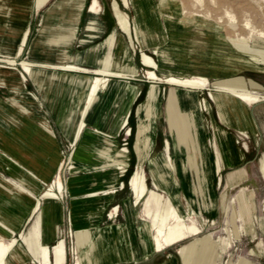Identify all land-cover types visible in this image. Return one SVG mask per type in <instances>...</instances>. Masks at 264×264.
Returning a JSON list of instances; mask_svg holds the SVG:
<instances>
[{
	"label": "rangeland",
	"instance_id": "374dc122",
	"mask_svg": "<svg viewBox=\"0 0 264 264\" xmlns=\"http://www.w3.org/2000/svg\"><path fill=\"white\" fill-rule=\"evenodd\" d=\"M12 1L14 2V0H0V40L3 42L6 40L2 37H6L17 22L18 15L8 7ZM26 1L30 7L32 0ZM57 1L46 0L39 7L34 8L28 46L37 33L36 30L40 26L43 15ZM92 1L82 0V7L85 4L86 6L82 12L81 30L90 19H96L105 30L100 37L94 39V42L93 38L85 34L95 32L82 31L78 36L75 49H83L87 45L106 40L115 28V31L123 35L122 37L130 46L129 51L133 55L138 75L131 76L136 79H128V84L138 86L139 93L136 94V100L131 106L127 124L118 136L121 147L116 149L113 146L108 149L113 144H105L104 153V150L92 142L94 144H91V148L81 151L79 154L83 155L77 158L75 157L76 147L70 153L73 149L71 146L66 150L57 177L65 186L73 173L86 172L96 167L116 166L117 169L119 162L125 161L128 167L124 181L127 184L131 182L139 163L135 153V143L140 127L139 107L147 103L150 85H160L163 88V96L158 105L155 131L152 135L154 146L141 173V180L148 191L142 200L138 196L135 198L138 202L135 205L136 213H142L146 219L152 221L147 213L153 201L163 197L164 202L160 205L162 211L166 212L171 207L182 215L188 226L196 227L199 233H187L186 238L159 253L156 263H165L177 254L179 247L185 246L188 264H203L205 259L209 264H264V176L261 171V159L264 156V0H99L102 10L96 15L90 10ZM112 3L113 8L114 4L120 7L129 23L132 30V42L118 27ZM78 4L80 5V2ZM47 18L50 16L45 18L46 22H48ZM44 26L48 25L42 26V32H48ZM69 26L72 27V24ZM23 33H27L28 36V26L25 28L24 25ZM83 38L85 41L82 40ZM1 41L0 43H3ZM7 46L6 49L0 47V50L12 53L10 42ZM28 46L24 55L27 54ZM21 50L22 48H17L16 54L19 55ZM144 55L154 59L156 64L146 65L143 61ZM8 58L11 57L4 59ZM0 64L12 66L3 62ZM12 67L20 70L16 64ZM148 69L154 70L159 79L146 80L144 75ZM0 70L15 71L9 67H0ZM171 77L179 80L197 79L202 82V85L191 87L181 82L170 81ZM234 78L241 79L247 87L246 90L252 94L262 96V101L248 104L246 107L250 124L244 121L242 100L223 87L222 83ZM117 79H121V84H124V79ZM5 81V84L0 82V98H8L7 100L16 111L17 109L29 110L30 107L26 102L18 98L23 93L17 96L14 89L10 88V81L8 79ZM224 97L226 100L222 99ZM219 102L223 103L224 111L221 110ZM30 106L35 108L34 104ZM248 125L250 126L247 128ZM215 127L224 131L229 137L237 139V146L245 154L243 162L217 170V158L221 153L222 144ZM127 128L130 129V134H127ZM165 139L170 141L169 143L166 140L168 150L164 145ZM163 146L164 153L161 157L165 160V166L163 165L161 171L167 177L168 184L162 181L158 189L152 171L155 168L153 163L159 160ZM172 162L176 166L175 169ZM88 163L94 165L87 166ZM241 167L246 169V176L237 175L239 181L226 187L227 174ZM0 175L8 181H15L4 167H0ZM115 183V179L111 181L109 177L100 191L112 198ZM123 185L122 181L118 182V186ZM46 186L47 191L49 186L48 184ZM5 187V184H0V228L3 230L4 226L7 227L4 229L7 233L15 229V226L18 228L13 234L15 238L3 240L8 243L17 239L13 252L18 253L21 260L24 258L27 263H30L26 250L29 252L31 250L25 239L26 235L29 236L34 232V224L43 211L39 208L27 220L30 210L26 212L24 209L27 208L18 203V195L16 196L13 192L8 193V190L5 192ZM251 190L254 196L253 206L249 212L246 200ZM54 191L57 192V190ZM125 192L127 197L133 199L129 187ZM64 194L67 196L68 192ZM94 194L96 195L97 192L94 191ZM43 199L44 197H41V200ZM37 201L39 200L34 197L33 205L30 206L31 213ZM30 204L31 201L28 200V205ZM105 205H101L98 214L102 213ZM128 208L130 210L129 203ZM115 211H118L117 206ZM113 214L112 211L111 215ZM43 216L44 224L47 225L51 215ZM2 230L0 235L6 236ZM77 231H85L86 236L92 234L91 230L87 231L84 228H79ZM77 236L79 248L75 254L66 252L64 264H80L78 259L81 253L80 244L88 242L79 237V232ZM149 246L151 252L137 264H142L143 260L146 261L154 253L153 245ZM45 249L49 250L47 246H44L43 251ZM55 253L57 261H60L64 255V246L61 242L55 247ZM91 253L93 252H87V254ZM138 253L136 258L139 257ZM123 255V250L115 248L103 262L120 260ZM33 258L34 263L39 264V260L36 257ZM175 260L177 264H182L179 256L178 260L177 258Z\"/></svg>",
	"mask_w": 264,
	"mask_h": 264
},
{
	"label": "crops",
	"instance_id": "0c3cea01",
	"mask_svg": "<svg viewBox=\"0 0 264 264\" xmlns=\"http://www.w3.org/2000/svg\"><path fill=\"white\" fill-rule=\"evenodd\" d=\"M45 1L32 0L30 7L26 0H14L8 4V7L18 17L17 22H13L15 27L12 26V30L8 28L9 26L6 27L12 31L6 37H2L7 42L0 40L3 42L0 43V47L6 49L7 43L10 42L12 48H10L12 53L0 50V62L6 64L4 58H15L20 70L0 64V67L15 69V71L0 70V82L5 84V80L8 79L10 88L14 89L17 96L23 93L18 98L26 102L30 109L27 111L17 109L16 111L7 100L8 98H0V167L6 168L15 180L8 181L0 175V184L6 185L5 192L8 190V193L13 192L16 196L18 195V203L27 208L24 209L26 212L30 210L27 220L39 208L43 211L37 217L33 227L34 232L29 236L26 235L25 239L31 250V252L26 250L31 264H35L33 257L39 260V264H44V246L49 248L50 264H64L66 252L75 254L79 248L77 232L82 239L90 238L88 243L80 244L81 253L78 257L80 264H137L140 259H143L136 258L139 237L141 234H146V229L143 231V228L148 221L142 213H136L135 195L130 188V181L128 184L124 181L126 173L116 181L112 198L105 196L100 188L104 186L105 180L109 177L113 181L112 176L115 175L116 166L96 167L86 172L73 173L65 185L68 197L64 194L60 200H48L45 194L43 195L47 183L58 176L67 148L73 146L70 152L72 153L76 147L75 157L79 158L83 155L79 153L88 147L91 148V144H94L92 142L104 150V153L105 144L112 143L116 149L121 147L118 136L128 121L127 118L126 123L123 124V117L130 112L139 93L138 86L128 84V79L136 78L99 72L102 69L115 72V60L121 55L119 51L121 45L131 54L130 46L122 37L123 35L115 31V28L106 40L87 45L83 49H75L78 36L82 31L95 32L85 34L93 38L94 42V39L100 37L105 30L96 19L88 20L89 22L81 30L82 12L86 6L85 4L82 7V0L76 2L58 0L43 15L40 26L36 30L37 33L28 46L34 18L33 10ZM48 16L50 18H47L48 22H46L45 18ZM45 24L48 26H44V29L48 32L43 33L42 26ZM69 24H72V27ZM24 25L25 28L29 27V33L26 43L17 55V48L24 34ZM82 40L85 41L84 38ZM27 46L28 51L24 55ZM22 61L31 64L32 72L25 70ZM97 76L106 77L108 85L99 91L96 101L89 106L88 95ZM144 76L148 80L146 74ZM117 78L124 79V84H121L122 80ZM12 85L14 87H11ZM156 86L160 87L157 84ZM31 104H34L35 108L30 106ZM231 139L232 141L225 143V148L221 149V166L217 164L218 171L227 165H237L245 158L244 152L236 144L237 139L232 137ZM166 140L168 139L164 141L165 148ZM163 153L164 146L160 157ZM263 159L264 156L261 159V165ZM90 163L87 166L94 165ZM246 174L244 167L230 171L227 174L226 187L239 181L237 175L244 177ZM119 181L124 183L122 187L118 186ZM94 182L96 186L92 185ZM127 187L134 200L127 197L125 192ZM94 191L97 192L96 195ZM251 191L254 196L253 190ZM34 197L39 200V204L38 209L31 213L30 206L33 205ZM41 197L44 199L41 200ZM28 200L31 201L30 205H28ZM128 203H131L130 210ZM102 204H106L105 208L102 213L98 214ZM116 206L118 207L117 212L115 211ZM112 211L113 215H111ZM44 214L51 215L47 225L43 221ZM6 228L4 226V229ZM17 228L15 226V229H11L9 233L0 228L6 234V236L0 235V238L11 240ZM79 228L91 230L92 234L86 236L85 231H77ZM20 236H22L21 231ZM59 242L64 246V255L60 261H57L55 247ZM90 242L92 245H88ZM115 248L123 250V258L103 262ZM88 251L93 253L87 254ZM159 253L161 252L154 251L150 258L142 261V264H145L144 262L157 264L156 257ZM177 255L182 259L177 252L176 257L174 256L177 260ZM174 257V262L177 264ZM205 262L203 264H209L206 259Z\"/></svg>",
	"mask_w": 264,
	"mask_h": 264
},
{
	"label": "bare ground",
	"instance_id": "6f19581e",
	"mask_svg": "<svg viewBox=\"0 0 264 264\" xmlns=\"http://www.w3.org/2000/svg\"><path fill=\"white\" fill-rule=\"evenodd\" d=\"M90 10L95 14H99L102 10V5L100 1L93 0L90 5ZM112 10L114 12L118 27L126 34L128 39H130V42H132L133 39H131L132 38L131 27L129 23L127 22L125 16L123 15L120 7L117 4L116 5L114 4V8H113V3H112ZM115 38H116V33H115ZM26 40H27V33H24L23 37L21 38L18 49H21L23 47V45L26 43ZM119 51L121 55L118 57V59L115 60V72H111L106 69H102L99 72H102L104 74H115L118 76H129V77L137 76L138 69L134 64L133 55L129 54L127 49L124 48V46L122 45L119 47ZM4 61L7 62V64H10L12 66L17 64V60L15 58L4 59ZM143 61L148 66H154L156 64L154 59L147 57L146 55L143 56ZM22 65L27 72L29 73L32 72L30 63L22 61ZM146 74H147L148 79L150 80L159 79V76L152 69H148L146 71ZM169 80L181 82L191 87L202 85V82L200 80L193 79V78L179 80V79L171 77L169 78ZM222 84L224 85L223 87H225L228 91L233 93V95L237 96L240 100H242V104L244 105L243 118L246 124H250V119H249L246 107L248 104L262 101V96L257 95V94H252L249 90H246L247 87H245L244 82L239 78L228 80ZM107 85H108V79H106V77L97 76L95 78V81L88 95L89 106H92L94 104V102L96 101L97 95L99 94V91L106 88ZM151 85L147 93V96H148L147 103L139 107L140 127H139L138 136H137L136 143H135V149H136V153L139 159V163H138L137 171L132 176L131 182H130L131 190L133 191L135 198L138 196V198L141 200L145 197L146 192L148 191L145 183H143L141 180V173L144 167V163L146 162L147 157H149V153L153 149L152 135L155 131L154 124L158 116V105L163 96V88L161 86L158 87L154 84L152 86ZM222 99L226 100L225 97ZM218 104L221 107V110L224 111L223 106H222L223 103L219 102ZM128 113H126L125 116L123 117V124H125L127 121ZM82 125H83V122H82ZM214 129L217 133V136L221 138V144H222L221 147L225 148L224 144L231 142L232 141L231 137H229L224 131H222L218 127H215ZM127 130H128L127 134H130L131 133L130 129L127 128ZM112 147L113 145H110L108 149ZM221 153L219 154V157L217 158V164L219 166H221L220 165L221 164ZM154 164H155L154 166L155 168L153 170V175L155 176V185L159 189L160 185L162 184V181L168 184L167 177L164 175V172L161 171L162 170L161 168L163 167V165L165 166V160L163 157H160L157 162L154 161L153 165ZM127 167L128 166L125 165V161H120L115 171V175L113 179L117 181L121 175L127 172ZM175 168L176 166L173 163V169ZM261 170L264 176V159L262 161ZM47 184L49 188L45 193V197L48 200H60L61 197H63L64 191H65V186L62 180L56 177L50 182H48ZM95 184L96 182H94L92 185H95ZM54 190H57V192H55ZM163 202H164L163 197H159V199L156 200L155 202L153 201L150 211L147 213V216L151 218L152 221L146 219L148 223L145 225V228H143V231L146 229V234L144 235L141 234L139 237L140 238L138 241L139 246L137 247L138 249L137 251L139 252L138 259L146 258L148 256V254L151 252V248L149 246L150 244L153 245L152 251L162 252L166 248L186 238L187 233L189 232H192L194 234L199 233L196 227L188 226V224L184 222L182 215L175 212L171 207H169L166 212H163L162 208L160 207V205ZM134 203L137 204L138 203L137 200H135ZM38 204H39V201L36 202L32 213L38 209ZM129 205L131 208V203ZM252 206H253V193L252 191H250V193L247 196V200H246V207L249 210V212L251 211ZM85 240L89 242L90 238H86ZM16 242H17V239H14L6 243L3 239L0 238V264H30V263H27L23 257H22L23 259L21 260V257H18L19 255L18 253L13 252V247L16 244ZM177 252H179V254L181 255L183 259V264H188L186 247L185 246L179 247ZM43 255H44V262L46 264H49V250L45 249ZM166 264H175L174 259L171 258V260L168 261Z\"/></svg>",
	"mask_w": 264,
	"mask_h": 264
}]
</instances>
